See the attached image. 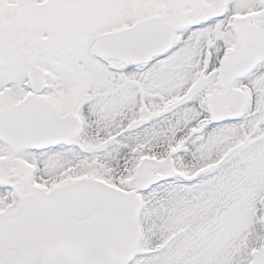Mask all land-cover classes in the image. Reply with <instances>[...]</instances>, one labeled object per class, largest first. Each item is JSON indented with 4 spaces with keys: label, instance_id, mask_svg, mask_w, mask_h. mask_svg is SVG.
<instances>
[{
    "label": "snow or ice",
    "instance_id": "snow-or-ice-1",
    "mask_svg": "<svg viewBox=\"0 0 264 264\" xmlns=\"http://www.w3.org/2000/svg\"><path fill=\"white\" fill-rule=\"evenodd\" d=\"M0 264H264V0H0Z\"/></svg>",
    "mask_w": 264,
    "mask_h": 264
}]
</instances>
